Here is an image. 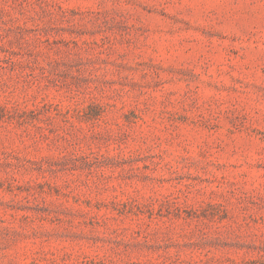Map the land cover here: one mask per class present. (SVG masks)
Returning <instances> with one entry per match:
<instances>
[{
  "label": "rangeland",
  "instance_id": "rangeland-1",
  "mask_svg": "<svg viewBox=\"0 0 264 264\" xmlns=\"http://www.w3.org/2000/svg\"><path fill=\"white\" fill-rule=\"evenodd\" d=\"M0 264H264V0H0Z\"/></svg>",
  "mask_w": 264,
  "mask_h": 264
}]
</instances>
